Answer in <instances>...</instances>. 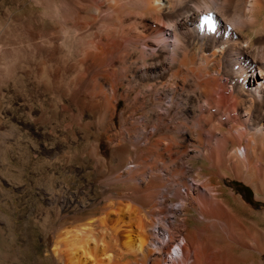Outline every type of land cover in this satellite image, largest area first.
<instances>
[{
  "label": "rangeland",
  "instance_id": "1",
  "mask_svg": "<svg viewBox=\"0 0 264 264\" xmlns=\"http://www.w3.org/2000/svg\"><path fill=\"white\" fill-rule=\"evenodd\" d=\"M84 1L0 0V264H71L57 235L88 222L92 236H118L119 246L128 233L135 243L146 230V264L222 253L189 237L211 231H236L229 255L264 264V164H230L244 138L224 152L220 145L222 131L247 117L230 100L227 76L242 59L225 55L226 71L212 73L217 78L205 95L199 59L195 69L179 67L189 40L199 46L200 39L184 26L172 29L163 15L123 11L122 20H136L140 51L101 76L88 68L84 48L99 41L101 23H112L116 12L94 0L105 3L92 23ZM204 12L195 23L199 36L222 25ZM92 90L98 106H91ZM234 181L251 189L254 203Z\"/></svg>",
  "mask_w": 264,
  "mask_h": 264
},
{
  "label": "bare ground",
  "instance_id": "2",
  "mask_svg": "<svg viewBox=\"0 0 264 264\" xmlns=\"http://www.w3.org/2000/svg\"><path fill=\"white\" fill-rule=\"evenodd\" d=\"M104 1L116 12L113 21L105 25V21L101 23L104 27L101 34H99V41L92 42L87 49L84 48L85 53L83 52L85 57L90 60L88 68L94 72L98 71L97 73H100L101 76L105 75L108 77V71L115 70L117 65L123 64L140 51L138 34L132 29L136 25V20H130V22L122 20L126 15L136 14L138 12L146 16L150 14L163 15L164 18H168V20L173 22L172 29L184 26L189 34L200 39L202 43L199 46L196 45L195 38L193 41L189 40V49H187V53L179 62V67L189 70L199 59L197 70L202 76V80L199 82V89L205 95L213 89V82L217 78L212 73L220 74L226 71L224 67L227 65H225V61L228 56L225 57V55H230V53L234 52L238 58L242 59L241 62L238 61L237 63L239 67L237 69L238 71L233 75L227 76L233 81L234 86V92L230 96V100H233L236 108H245V115L247 117L246 119H239L237 121L241 126L240 128L234 127V129L231 128L227 131H222L220 145L224 152L228 144H238L244 138L245 143L241 146L242 152L239 153L241 148L236 145L237 147L234 149L235 154L232 156L233 159H231L230 164L234 166L242 164L246 168H251V170L255 166H262L264 164V161H262L264 158V0ZM101 2L88 0L82 4L86 10L92 13V16H87L88 19L92 20V23L98 20L102 14V7L105 2ZM123 11H126L125 16L121 15ZM204 11L217 15L218 17L216 19L220 18L219 21L221 20L222 25L219 28L217 27L218 29L213 28V32L211 34L208 33L207 36H199L195 32L197 26L195 23ZM161 25L165 27V21ZM192 25H195V27L191 28ZM166 27L168 29L171 28L168 25ZM127 41L132 42L131 47H128ZM160 41L158 39L155 43L159 44ZM206 49L209 50L208 53L205 52ZM84 63V61H79L76 66L82 67ZM234 66L235 64H233ZM44 76L48 79L45 72ZM175 76H177L176 71H173L168 75V78H173L174 80L176 79L174 78ZM81 78L78 80L79 83L82 81ZM94 90L90 92L94 98L93 100L91 99V106H98L99 94L97 91L94 92ZM223 90L225 91L226 88H223ZM225 99L226 96L219 98L221 104H224ZM232 117L233 115L229 118ZM233 118L237 117L235 116ZM225 156L227 155L225 154ZM221 162L224 163L223 161ZM92 231L91 223L88 222L81 225L80 228L79 226L70 225L69 228H65L64 231L58 233L57 238L65 242L66 249H64L71 264L147 263L151 250L148 246V239L150 237L146 234V230L140 233L141 236L135 243L130 242V233H128L123 246H119L118 236H115L112 240H107L103 236H92ZM127 231L129 232V230ZM190 236L195 237L194 241L198 248H206L205 246H209L211 247L210 249H215L217 246H221L223 251L210 258L211 253L207 255L208 250L200 258L199 256L197 259L195 258L196 263L193 259L187 264H222L221 260L224 256V251H227L228 264H246L244 259L229 255V252L235 248L233 242L237 239L236 231H211L207 232L205 236H197L193 232L192 234L189 233ZM184 239L188 242L185 241L184 244L187 243L189 246L190 240L186 235ZM185 248L190 247L185 246ZM54 250L57 253V248ZM182 251H184V247H182ZM194 252L197 256L198 251L194 250ZM130 255L132 256L131 259L129 258ZM150 264L161 263L158 259H154Z\"/></svg>",
  "mask_w": 264,
  "mask_h": 264
},
{
  "label": "trees",
  "instance_id": "3",
  "mask_svg": "<svg viewBox=\"0 0 264 264\" xmlns=\"http://www.w3.org/2000/svg\"><path fill=\"white\" fill-rule=\"evenodd\" d=\"M232 185L234 186L235 190L238 192V193H243L244 195V198L249 202V203H254V200H253V195H252V191L251 189L244 185L243 183L241 182H238V181H234L232 182Z\"/></svg>",
  "mask_w": 264,
  "mask_h": 264
}]
</instances>
